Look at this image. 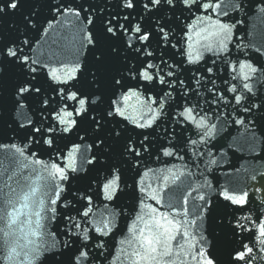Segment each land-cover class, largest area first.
<instances>
[{"label": "snow or ice", "instance_id": "snow-or-ice-1", "mask_svg": "<svg viewBox=\"0 0 264 264\" xmlns=\"http://www.w3.org/2000/svg\"><path fill=\"white\" fill-rule=\"evenodd\" d=\"M26 3L22 26L0 28V108L15 110L27 140L0 144L21 170L15 187L5 184L7 199L0 208L3 258L31 257L30 264H38L51 253V264H97L107 259L104 238L117 227L121 212L109 203L97 211L95 199L118 201L127 188L161 204L159 191L146 182L149 175L166 171L164 183L175 184L191 172L146 168L145 159L183 160L182 130H194L197 139L189 136L183 143L194 156H203L196 146L215 135L214 106L230 105L233 114L249 115L264 108V97L255 102L257 86L264 85V64L247 58V45L239 43L235 47L244 58L232 59L236 25L215 18L227 15L219 11L220 0H0V18ZM232 7L242 10L243 4L235 0ZM257 7L264 13V0ZM53 34L60 39L53 40ZM256 52L264 56V49ZM61 140L67 141L63 147ZM32 146L49 149L50 159H40L36 151L29 159L26 150ZM125 166L136 171L131 184ZM30 167L35 180L22 174ZM79 173L89 174L88 184L73 190L72 180L86 178ZM259 175L260 180L250 178L254 195L264 193V173ZM41 179L45 183L37 185ZM42 189L47 205L37 197ZM64 192L68 196L62 198ZM193 192L200 203L190 212ZM256 199L264 213V195ZM61 200L64 228L58 240L48 224L61 216L55 207ZM249 203L247 188H213L207 180L188 190L180 207L169 203L168 211L142 198L112 264L121 256L131 264H185L188 256L195 264H221L218 252L225 239L223 264H264V216L245 212ZM30 206L36 210L21 220V209ZM217 206L226 211L216 213Z\"/></svg>", "mask_w": 264, "mask_h": 264}, {"label": "water", "instance_id": "water-1", "mask_svg": "<svg viewBox=\"0 0 264 264\" xmlns=\"http://www.w3.org/2000/svg\"><path fill=\"white\" fill-rule=\"evenodd\" d=\"M235 0H220L221 8L219 11L226 12L227 15H222L215 17L220 19L224 23L235 24L236 27L233 29L232 43L229 45L231 49V57L233 60L239 58H244L242 52H238L235 45L242 44L247 45L245 51L247 52V58L251 59L255 64H264V56H261L256 52L257 48L264 49V13H260L258 9V4L260 0H241L243 4L242 10H235L232 5ZM29 11V4L26 3L23 9L14 11V14L9 15L4 18H0V28H7L9 24H17L22 26V15ZM46 12V10H45ZM239 21V23H237ZM53 40H59V34L52 35ZM212 58L210 54H206L205 59ZM195 67V66H190ZM219 84L220 81H217ZM259 92L255 102H259V99L264 97V85H258ZM201 91H204L201 89ZM207 98V97H205ZM203 104V100H201ZM207 108V105H204ZM239 107V106H237ZM255 115H249L243 113L242 111H236L233 114V109L229 105L225 107L224 105L214 106L213 111L210 112L212 116V121L216 123L217 128L215 135L208 140L207 144H200L196 146L197 151L204 152L203 156H194L190 148L185 147L183 141H186L189 136L192 139H197V136L193 132L187 130H182V142L180 145V155L184 157L183 160L175 158H161L156 160L155 156L146 158L144 161V167L152 168L154 170L173 168V171H186L190 170L191 175H184L180 177V180L176 181L175 184L169 180L167 184L163 181V176L168 175L165 171L163 173H158L157 176H152L151 174L147 178V183H151L152 187L157 189L160 194L161 204L157 205L155 201L148 199L147 196L141 194L138 190L133 191V189H125L124 195H122L118 201L115 202H105L100 199H95V204L98 205L97 211H103V204L109 203V207L121 212L117 217V227L113 232L105 239V247L107 251L105 256L97 262V264H112L113 258L117 254L120 247L119 241L129 236L128 227L135 220L136 215L140 212L139 200L144 199L146 204L153 205L160 209L161 212L168 211L169 203H172L175 207L181 206V201L183 195L192 188H197L207 180L213 186V188H218L222 185H229L237 189L247 188L249 190L250 203L246 207L245 212L251 210L253 216L261 215L264 213L259 211V200L256 199L258 195H264V193L253 194L251 190V185L255 182L251 181L252 175H257V180L261 179L259 174L264 173V108L260 110H254ZM219 117V118H217ZM236 118H243L244 124H236ZM16 121L15 123H12ZM251 121V123H250ZM20 121L17 120L15 115V110L9 111L8 107L0 108V144H12L23 145L27 143L24 138V131L19 129ZM12 124L11 127H8ZM67 143L65 140H61L58 144L59 147ZM70 147V144H69ZM36 151L40 159L48 161L50 159L48 152L50 151L46 147L43 149L37 146H32L26 150V155L29 159H32L30 153ZM13 157V153L7 149H0V208L5 207V200L7 199L6 193H8V188L5 187L6 183L11 184L13 187L16 186L15 180L21 174V170L18 165H11L10 158ZM17 161L22 163H27L23 158L18 155L14 157ZM215 160L216 163H211ZM88 168L90 166L84 165ZM15 176L12 181H8V176ZM23 176L30 177L35 180V174L32 173L31 167L22 170ZM95 173L93 172L92 175ZM43 175V174H42ZM69 175H74L69 173ZM79 176L86 177L85 179H75L71 182V187L75 189H83L88 184L87 177L88 173H79ZM136 176V171L131 170L125 166L124 178L129 184L132 183L133 178ZM44 180H37V185H43ZM67 187V185H65ZM204 191H207L204 189ZM43 189L40 193H37L38 198L45 199V205H47V197L42 196ZM50 194V193H49ZM197 195V192H193V195L189 197L188 208L192 212L195 205H198L200 201L193 200V197ZM68 196L67 192L61 194V197ZM70 198V197H69ZM61 201L57 202L58 212H61V216H57L55 222L48 224V230L56 233V239L63 240L62 230L64 224L62 222V214L64 210H61ZM19 208V204H16ZM11 206L7 207V211H11ZM34 206H30L27 209H21L25 215L21 216V220H25L35 211ZM123 210V211H122ZM145 212L148 209L144 210ZM216 213L222 214L226 210L220 206H217ZM34 220L35 217H32ZM147 219V216L145 217ZM4 226V221H0V227ZM142 227V225H140ZM15 227V226H14ZM94 235V233H93ZM2 237V233H0ZM183 243V241H181ZM62 249V244L59 246ZM227 240L221 242V247L218 252L220 256L221 264L227 260ZM19 251V249H17ZM6 255V248L2 245V240H0V264H30L31 257L24 259L23 256L13 261L4 260ZM51 253H45L43 257L40 258L38 264H51L47 260V256ZM91 256L95 257V253H90ZM185 264H195L191 260V257H184ZM116 264H131L130 260L125 259L123 256L116 261ZM255 264H262V262H255Z\"/></svg>", "mask_w": 264, "mask_h": 264}]
</instances>
